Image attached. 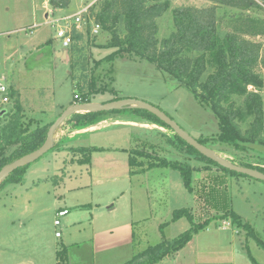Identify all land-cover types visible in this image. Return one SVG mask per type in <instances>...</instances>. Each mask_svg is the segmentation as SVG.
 I'll return each mask as SVG.
<instances>
[{
  "label": "rangeland",
  "instance_id": "1",
  "mask_svg": "<svg viewBox=\"0 0 264 264\" xmlns=\"http://www.w3.org/2000/svg\"><path fill=\"white\" fill-rule=\"evenodd\" d=\"M78 1L68 0L67 7L53 13L49 12V18L56 19L74 13ZM90 1L83 0L82 4H88ZM102 1L92 0L88 14H85L88 27L83 24L80 26L86 36L83 40L87 44L85 56L87 58L89 78L92 75L96 80V86L105 87L106 89L110 87L109 80L112 78L114 82L111 86L130 89L145 95V99L134 98L142 99L158 106L196 140L216 135L219 128L215 115L201 106L187 89L181 86L174 87L172 81H175V79L165 77L153 64L137 57H116L111 62L105 60L100 62L99 65H95V62L103 59L116 48L103 46L110 43V31H106L100 26L97 33L92 32L91 25L95 23L94 13L100 9ZM169 1L168 9L155 19L157 26L156 37L158 40L167 37L175 29L173 22L174 8L184 6L205 8L214 5V2L209 0ZM259 1H261L262 6L255 12L264 17V0ZM29 3L30 0H10V7L11 9L15 8L17 12H23L25 16L21 18L24 19L28 16H26L28 11L31 13ZM52 7L54 6L49 3V8ZM223 11L219 7L216 10V17L220 18L223 16ZM39 18V15L34 17V19L31 17L29 21H25L21 25L22 29L18 28L14 31L12 27L9 28V32H13L10 35L19 32V35L25 36V33H27V37L22 38L23 43L15 45L16 48L20 47L19 51L21 52H17L12 46L7 50V45L11 43L8 42L6 35L0 36V70L8 73V84L12 91L10 108H13L17 103L24 109L27 116H31L30 112L33 110L32 114L36 119L43 118L46 121L48 119L46 115H55L54 112L50 113L47 111L51 107L53 100L54 102L63 101L66 103V100L73 98V86L67 77L66 64L57 60L59 64L55 66V57L50 56L46 52V47L50 46L39 48L41 43L47 39H50L54 45H61L60 40L56 38V29L62 27L63 23L59 21L56 25H52L45 22V19ZM225 21L223 19L220 24L223 27L221 30L225 29ZM31 23L34 25L28 29L29 27L27 26ZM85 27L89 29L87 33ZM116 29L120 36L124 35L123 20L118 22ZM31 31L32 33H29ZM254 39L264 44V37ZM30 42L40 43L39 45H34L38 47L36 54L33 50L29 51L27 46ZM17 53H22V55L19 56L12 67L10 57L14 55L17 58ZM42 53H45L44 56L38 57ZM80 66L83 67L80 68L79 72H74L79 83H81V80L84 82L86 76L83 74L84 61ZM69 70L73 74L70 61ZM257 71L264 77L263 68L258 66ZM248 89L253 90V87H248ZM99 94L100 92L93 94L95 95L93 99L100 101L103 96ZM261 95L264 98V89L261 91ZM90 98L92 99V97ZM4 122L5 118L0 119V126ZM72 123V121H64L59 127H73ZM160 127L162 128L159 131H151V140L137 145L138 150L145 151L146 155L149 156V158H142L145 163L144 167L147 168L148 162H151V160L157 162L159 159L186 163L193 168L190 176L192 188L190 191L186 188L178 170L163 166L153 167V169L141 175L136 183H133L134 188L137 190V195H135L133 200L136 205V212L146 217L136 224L135 239L137 244L134 245L136 251L140 252L150 247L151 244L163 241V238L170 239L187 230L191 223L186 217L176 220L172 218L173 210L179 208H188L195 223H200L209 217H220L224 213L233 211L240 216L244 223H248L264 242V180L253 179L243 174L232 175L198 154L181 150L177 145H174L175 138L172 130L161 125ZM241 127L244 130L248 125L242 124ZM206 146L216 155L238 165L251 164L264 167V146L245 143L242 149H235L225 144L213 142H206ZM50 150L28 164L25 175L26 182L23 185L31 184L32 176H29L31 174L30 170L37 168L39 176L44 174L41 170L43 167H49L52 170L50 162L47 163V161L51 160L53 165L56 164L55 161L59 157L55 156L54 152ZM139 158L137 156V159ZM59 160L62 161L61 158ZM23 185L9 184L5 189L0 187V234L1 238L5 235L8 243L6 262L11 261L12 258L14 259L13 255H16L17 258L28 256L23 251L22 244L21 248L16 249L14 244L12 245L9 241L10 226L12 225L10 215L14 211H10L7 208L11 201V196L8 193L12 191L24 192ZM81 193H86V191L82 190ZM36 202L40 204L38 208L50 207L47 193L39 192ZM36 212L38 214L29 217L27 222L33 223L35 222V216L45 214L38 210ZM170 222L171 224L168 227L159 228L160 224L165 225L164 223ZM224 222L227 221L213 219L206 229L193 235L192 239L178 251V254L172 257L174 260L173 264H252L244 247L245 232L230 222H228V225ZM44 224L48 226V220L44 221ZM45 230V237L48 239L52 238L48 235V227H45ZM19 234L23 236L20 231ZM162 236L163 238H161ZM16 239L17 241L21 240L19 235ZM139 240L144 243L141 244ZM55 241L56 245L59 246V240ZM248 250L251 256L260 264H264V249L257 245L252 238L248 239ZM86 259H88L87 256ZM162 264H171V262H163Z\"/></svg>",
  "mask_w": 264,
  "mask_h": 264
},
{
  "label": "trees",
  "instance_id": "2",
  "mask_svg": "<svg viewBox=\"0 0 264 264\" xmlns=\"http://www.w3.org/2000/svg\"><path fill=\"white\" fill-rule=\"evenodd\" d=\"M209 1L214 2V5L205 8L193 6L174 8L175 29L167 37L158 40L155 19L168 9L169 0H103L100 9L94 13V19L104 30L111 32L110 43L103 46L116 48L95 62V65L105 60L111 62L116 57H137L145 60L153 64L165 77L174 78L175 81H172L174 87L181 86L187 89L201 106L210 110L217 118L219 131L214 136L199 139L200 143L205 145L206 142L221 143L235 149H242L245 143L264 146V98L261 95L264 77L257 71L258 66L264 69V44L254 39L264 37V17L255 12L261 5L256 0ZM49 3L54 7H64L68 0H49ZM219 7L224 13L217 18L216 10ZM223 19L226 20L225 29L221 30L223 27L220 24ZM120 20H123L125 28L123 36H120L116 29ZM86 27L87 33L89 29ZM85 37L84 32H76L74 28L71 30V44L67 50L73 71L71 77L75 80L73 103L88 102L93 94L107 91L105 87L96 86V80L92 75L89 78L85 56L87 44L83 40ZM83 61L82 71L86 76L84 82L81 80L79 83L74 72H79L83 67L80 66ZM249 85L253 90L248 89ZM117 98L120 97L114 99ZM125 111L172 130L155 115L132 106L101 112H74L65 119V122L72 121L75 127H80L97 122L106 114ZM4 118L5 122L0 126V168L38 148L44 142L51 124L41 118L27 116L17 103L0 117ZM242 124L248 127L242 130ZM174 138V145L181 150L198 154L219 166L201 155L175 133ZM97 149L78 147L71 150L81 152L83 160L88 162L91 152ZM131 153L129 159L131 166L141 164L137 156L149 158L141 150H134ZM28 166L12 171L0 183V187L20 183ZM157 166L178 170L184 185L191 190L192 167L180 161L167 159L148 162V168ZM242 166L264 172V167L251 164ZM219 167L232 175L241 174ZM181 217H186L191 223L187 230L170 240L145 248L132 260L123 264H155L163 257L179 251L193 235L206 229L213 219L228 221L243 229L246 235L244 247L247 255L252 264H260L248 250V239L252 238L262 249L264 242L235 212L224 213L220 217H209L195 223L188 208L175 209L172 213L173 220ZM64 252L65 247L61 246L57 252L59 264H68Z\"/></svg>",
  "mask_w": 264,
  "mask_h": 264
},
{
  "label": "crops",
  "instance_id": "3",
  "mask_svg": "<svg viewBox=\"0 0 264 264\" xmlns=\"http://www.w3.org/2000/svg\"><path fill=\"white\" fill-rule=\"evenodd\" d=\"M82 1L79 0L76 3V11L69 15H74L82 8L90 10L92 0L88 4H82ZM29 5L31 13L28 11L26 14L28 16L22 19L21 17L25 14L17 12L15 8L11 9L10 0H0V36L6 35L8 42L11 43L7 45V50L12 46L17 52H21L19 51L20 47L16 48L15 45L23 43L22 38L27 37V33L22 36L19 35V32L10 35L13 33L9 32L10 27L16 31L22 27L21 25L25 21H29L31 17L34 19L38 15L40 16L39 19H45V22L52 25H56L63 17L69 16L64 15L52 19L48 15L49 12L60 11L68 4L64 7L49 8L48 0H30ZM53 21L54 23H52ZM32 25L34 24H29L28 29ZM75 31L83 33V28L75 29ZM29 33H32V31ZM39 44L30 42L27 47L29 51L33 50L36 54L38 47L34 45ZM44 46H50L46 47V52L55 57V66H58V61L66 64L67 77L73 86L74 94L75 80L71 77L69 70L71 58L68 50L63 49L60 44L54 45L50 39L42 42L39 48ZM17 54V58L14 55L10 57L12 67L19 56L22 55V53ZM44 54L42 53L38 57H43ZM0 76H4L8 84V73L0 70ZM113 82L114 79L111 78L109 80L110 87L107 88V91L99 94L103 96L100 101L93 99L95 95L92 96L90 101L105 102L115 97L145 99V95L139 92L111 86ZM8 86L10 85L8 84ZM108 89L112 90L109 91ZM72 99L66 100V103L63 101L54 102L53 100L47 111L54 112L55 115H46L48 118L46 122L52 123L68 104L73 103ZM10 106L11 103L7 111L12 109ZM30 113L31 117H34L33 110ZM161 128L155 122L129 111L106 114L99 121L80 127L57 128L53 137L54 146L50 151L54 152V155L59 158L55 161L56 164L53 165L51 160L47 161V163L50 162L52 170L49 167H43L41 170L44 174L41 176L37 174V168L30 170L31 184L23 185L26 182L27 170H25L22 181L12 183L22 184L25 191L8 193L11 196V201L7 208L14 211L10 215L12 225L10 226L9 241L12 245L14 244L16 249L22 244L23 251L28 256L17 258L16 255H13L14 259L12 258L11 261L6 262L8 243L5 235H2L3 238H1L0 234V264H59L57 252L61 246L65 247L64 254L68 264H123L132 260L139 253L134 246L137 244L135 239L136 224L146 218L136 212V205L133 200L137 195V190L134 188L133 183H136L141 175H144L153 167L145 168L143 157L137 159L141 163L137 166H131L129 159L131 158V152L139 149L137 148L138 144L142 142L144 144L151 140L152 130L156 132ZM78 147H96L98 149L92 151L89 161L85 162L81 152H72L71 150ZM142 152L146 154L145 151ZM60 158L62 161L59 160ZM8 185L4 186L3 189ZM82 190H85L86 193H81ZM4 192L6 194V190ZM39 192L49 195L50 207L38 208L40 204H37L36 200ZM58 207H66L69 211L61 217L60 225L55 227L53 221ZM37 210L45 214L35 216V222L33 223L27 222L29 217L38 214ZM12 215H16L15 218ZM46 220H48V226L44 224ZM171 222L164 223L165 225L160 224L159 228H166ZM224 223L229 224L228 221ZM45 227H48V235L52 238L45 237ZM19 231L23 236L19 234ZM56 231L60 232V236L55 235ZM18 235L21 238L20 241L16 239ZM57 239L59 240V246L56 245L55 240ZM170 239L163 238V241ZM140 243L143 244L144 242L140 241ZM177 254L178 251L169 254L155 264L169 261L173 264L172 257ZM86 256L88 259H86Z\"/></svg>",
  "mask_w": 264,
  "mask_h": 264
},
{
  "label": "water",
  "instance_id": "4",
  "mask_svg": "<svg viewBox=\"0 0 264 264\" xmlns=\"http://www.w3.org/2000/svg\"><path fill=\"white\" fill-rule=\"evenodd\" d=\"M123 106L136 107L139 109L146 110L151 114L155 115L166 125H168L172 129L173 133L178 135L188 145L195 148L201 155L216 162L219 166L226 168L230 171L241 173L253 179L264 180V172L255 168L238 165L230 160H227L221 156L216 155L205 144L200 143L198 140H196L191 135H189L176 121H174L166 112H164L158 106L153 105L145 100L134 97H121L105 102L88 101V102L68 104L49 125L46 132L45 140L38 148L14 159L13 161L3 165L0 168V183L16 168L28 165L29 163L37 160L43 154L49 151L53 146V137L55 131L65 121V119L68 116H70L72 113L81 112V111H87V112L110 111V110L119 109ZM6 112L7 109L5 108L1 109L0 117L3 116V114H5Z\"/></svg>",
  "mask_w": 264,
  "mask_h": 264
},
{
  "label": "built area",
  "instance_id": "5",
  "mask_svg": "<svg viewBox=\"0 0 264 264\" xmlns=\"http://www.w3.org/2000/svg\"><path fill=\"white\" fill-rule=\"evenodd\" d=\"M261 6V1L256 0ZM88 12V8H82L80 9L77 13H75L74 15H70V16H65L63 17L60 21H62V27H58L56 29V38H58L60 40L61 43V47L63 49H68V47L71 44V30L74 28H76V30L78 28H80V26L86 25V19H85V14ZM88 14V13H87ZM54 23V21L52 22ZM92 27V32L93 33H97L98 29L100 28L98 23H93V25H91ZM249 88H251V86H248ZM75 97H77V95H75ZM11 103V91L10 88L8 86V84L5 81V77L4 76H0V110L1 109H7L8 106ZM75 103H79V102H75ZM68 208L66 207H58L55 211V218L53 221L54 226H59L60 225V221H61V217L65 216L68 213ZM55 235L58 237L60 236V232L56 231Z\"/></svg>",
  "mask_w": 264,
  "mask_h": 264
}]
</instances>
